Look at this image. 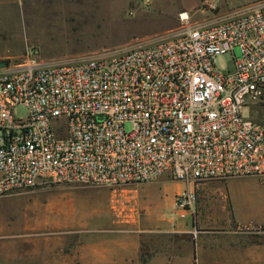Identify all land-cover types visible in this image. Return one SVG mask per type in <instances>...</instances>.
<instances>
[{"label": "built area", "instance_id": "built-area-1", "mask_svg": "<svg viewBox=\"0 0 264 264\" xmlns=\"http://www.w3.org/2000/svg\"><path fill=\"white\" fill-rule=\"evenodd\" d=\"M179 20L160 37L80 59L49 62L35 46L1 58L0 196L168 175L186 182L174 205L189 211L193 181L264 175V124L245 115L264 105V0L211 22L187 11ZM228 53L231 67L219 69L215 58ZM236 230L264 234L260 223Z\"/></svg>", "mask_w": 264, "mask_h": 264}, {"label": "rangeland", "instance_id": "rangeland-1", "mask_svg": "<svg viewBox=\"0 0 264 264\" xmlns=\"http://www.w3.org/2000/svg\"><path fill=\"white\" fill-rule=\"evenodd\" d=\"M204 1L0 0V59L17 60L31 46L49 62L80 59L119 50L136 38L160 37L180 26L182 11L188 12L190 22H211L256 0H212L215 9L204 6ZM234 53L239 55L238 47ZM232 60L228 53L217 56L215 63L225 70ZM14 112L23 117L26 109L19 106ZM245 115L264 124V105L250 107ZM224 180L193 181L197 201L189 211L174 205L175 193L186 182L168 175L121 183L116 189L56 183L1 195L0 264H136L139 240L145 234L159 237L165 229L155 221L170 226L182 222L186 228L190 222L197 231L218 229L204 221L206 211L198 205L212 196L206 189L216 181L210 188L225 190L214 196L225 202L227 216L264 221V175L235 176L227 184ZM114 190L121 202L116 209L111 203ZM236 257L234 251L229 254L230 264Z\"/></svg>", "mask_w": 264, "mask_h": 264}, {"label": "crops", "instance_id": "crops-1", "mask_svg": "<svg viewBox=\"0 0 264 264\" xmlns=\"http://www.w3.org/2000/svg\"><path fill=\"white\" fill-rule=\"evenodd\" d=\"M229 179L223 182L227 184ZM217 184V181L209 184V189L206 191L212 196L209 199H200L198 203L201 209L206 211L207 218L204 221L207 220L211 226L218 227L217 230L197 231L196 226L190 222V228H186L187 226L184 227L185 223L182 222H177L176 226H170L168 222L155 221L154 225L165 229L159 231L162 232L158 235L159 237L157 235L149 237L145 234L144 240H139L136 264H230L232 259L229 258V254L232 251L237 253L236 259H233L234 264H264V234L236 230L237 227L251 223L262 224L264 221L237 220L233 214L231 217L227 216L225 202L214 196L225 193V190H220L219 187L210 188ZM231 224L234 226L231 229L227 228ZM146 232L145 229L144 233ZM188 238L191 243L189 248L187 247ZM158 239L165 242L157 245L154 242Z\"/></svg>", "mask_w": 264, "mask_h": 264}]
</instances>
